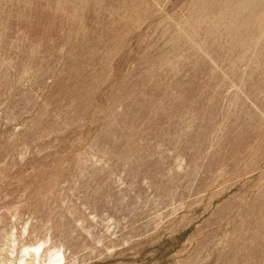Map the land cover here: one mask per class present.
Returning a JSON list of instances; mask_svg holds the SVG:
<instances>
[{
    "label": "rangeland",
    "instance_id": "obj_1",
    "mask_svg": "<svg viewBox=\"0 0 264 264\" xmlns=\"http://www.w3.org/2000/svg\"><path fill=\"white\" fill-rule=\"evenodd\" d=\"M0 264H264V0H0Z\"/></svg>",
    "mask_w": 264,
    "mask_h": 264
}]
</instances>
